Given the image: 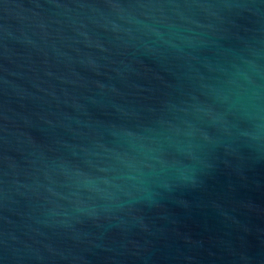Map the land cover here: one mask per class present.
<instances>
[{
    "label": "water",
    "instance_id": "obj_1",
    "mask_svg": "<svg viewBox=\"0 0 264 264\" xmlns=\"http://www.w3.org/2000/svg\"><path fill=\"white\" fill-rule=\"evenodd\" d=\"M0 264H264V0H0Z\"/></svg>",
    "mask_w": 264,
    "mask_h": 264
}]
</instances>
